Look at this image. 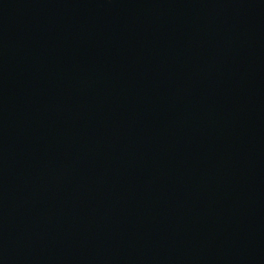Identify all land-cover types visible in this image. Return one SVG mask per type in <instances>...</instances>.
I'll return each mask as SVG.
<instances>
[{"label": "water", "instance_id": "water-1", "mask_svg": "<svg viewBox=\"0 0 264 264\" xmlns=\"http://www.w3.org/2000/svg\"><path fill=\"white\" fill-rule=\"evenodd\" d=\"M0 264H264V0H0Z\"/></svg>", "mask_w": 264, "mask_h": 264}]
</instances>
